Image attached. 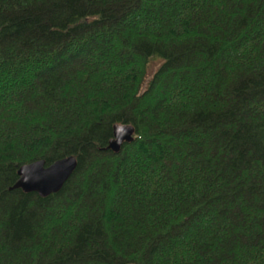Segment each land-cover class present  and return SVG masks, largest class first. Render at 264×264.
I'll return each mask as SVG.
<instances>
[{
	"label": "trees",
	"instance_id": "obj_1",
	"mask_svg": "<svg viewBox=\"0 0 264 264\" xmlns=\"http://www.w3.org/2000/svg\"><path fill=\"white\" fill-rule=\"evenodd\" d=\"M0 264H264V0H0Z\"/></svg>",
	"mask_w": 264,
	"mask_h": 264
},
{
	"label": "water",
	"instance_id": "obj_2",
	"mask_svg": "<svg viewBox=\"0 0 264 264\" xmlns=\"http://www.w3.org/2000/svg\"><path fill=\"white\" fill-rule=\"evenodd\" d=\"M134 128L118 124L113 127V137L108 142L107 150L118 153L125 143L133 140ZM77 167L76 158L68 156L45 164L43 160L23 165L18 170V180L12 189H20L24 193H36L45 198L58 193L72 176Z\"/></svg>",
	"mask_w": 264,
	"mask_h": 264
}]
</instances>
